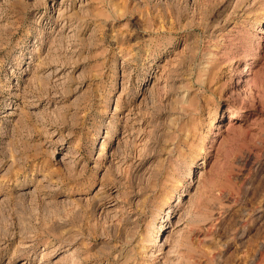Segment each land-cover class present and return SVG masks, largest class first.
Returning <instances> with one entry per match:
<instances>
[{
    "label": "rangeland",
    "instance_id": "374dc122",
    "mask_svg": "<svg viewBox=\"0 0 264 264\" xmlns=\"http://www.w3.org/2000/svg\"><path fill=\"white\" fill-rule=\"evenodd\" d=\"M263 36L264 0H0V264H264Z\"/></svg>",
    "mask_w": 264,
    "mask_h": 264
},
{
    "label": "bare ground",
    "instance_id": "6f19581e",
    "mask_svg": "<svg viewBox=\"0 0 264 264\" xmlns=\"http://www.w3.org/2000/svg\"><path fill=\"white\" fill-rule=\"evenodd\" d=\"M263 38H264V36H263ZM238 99H240L237 103H236V105H235V107H236V109L235 110H233V111H231V112H235L236 113V111L238 112V110H242L243 109V107H244V104H243V102H244V97L243 96H241L240 98H238ZM233 118V117H232ZM230 122H231V120H230ZM230 126H233V124L232 123H230L229 124V126L227 127V128H229Z\"/></svg>",
    "mask_w": 264,
    "mask_h": 264
}]
</instances>
